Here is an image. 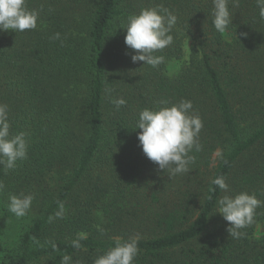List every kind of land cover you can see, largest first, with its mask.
Returning a JSON list of instances; mask_svg holds the SVG:
<instances>
[{"label":"trees","instance_id":"16d2710c","mask_svg":"<svg viewBox=\"0 0 264 264\" xmlns=\"http://www.w3.org/2000/svg\"><path fill=\"white\" fill-rule=\"evenodd\" d=\"M158 5L177 23L173 44L156 53L165 62L153 69L131 61L123 26ZM27 7L43 8L36 30L0 31V104L10 133H28L29 145L26 160L0 170V264H60L63 255L93 264L115 237L137 235L135 264H264V207L246 236L233 239L216 213L225 193L211 191L224 176L227 194L264 201V20L256 0L229 4L223 34L212 26V0H27ZM57 32L61 39H50ZM183 39L194 44L189 61L170 75ZM121 97L127 103L117 111L110 101ZM162 99L168 107L190 100L204 125L195 163L171 178L137 139L139 113ZM21 193L34 199L17 218L8 197ZM58 202L65 216L50 223ZM78 232L88 237L82 250L71 247Z\"/></svg>","mask_w":264,"mask_h":264},{"label":"clouds","instance_id":"9594fccd","mask_svg":"<svg viewBox=\"0 0 264 264\" xmlns=\"http://www.w3.org/2000/svg\"><path fill=\"white\" fill-rule=\"evenodd\" d=\"M229 4L233 7L239 6V0H212V26L218 33H225L232 24V15ZM259 8V17L264 20V0H256ZM43 8L29 10L27 0H0V31L25 32L36 30L40 12ZM177 23V16L163 5L155 8L142 9L139 14L130 15L123 29L126 30L124 43L126 47L134 52L131 55L133 63L144 62V66L153 69L158 68L165 62L163 55H156L157 52L171 46L174 37L171 34ZM247 38V33L240 34ZM50 39H61L60 33H55ZM128 54V53H126ZM117 111L126 105L124 98L112 99L110 101ZM169 101L162 99L158 101V109L145 108L138 116L136 129L141 130L137 134L139 147H141L146 158L158 166V170L167 171L169 177L187 174L190 165L195 163L196 157L191 153L201 152L202 145L199 141L200 132L203 128V121L198 114H194L193 104L190 100H181L178 104L168 107ZM8 106L0 104V170L5 174L14 170L17 161H23L28 156V133L20 132L12 135L10 133V122ZM218 149L214 156H220ZM215 161H213L214 163ZM225 193L216 200V213L224 221L228 222L226 231L233 239H241L246 236L242 231L253 224H256L257 209L264 207V201L257 199L255 194L241 192L236 195H229V185L224 176H219L211 181ZM4 189L0 183V192ZM33 194L15 195L8 197V211L17 218L27 215L32 201ZM211 199V197H209ZM65 206L58 202V211L54 216H49L51 223L55 219H63ZM97 231L103 235L105 229L97 226ZM87 233L78 232L71 240V247L75 250L84 249L82 241L87 240ZM114 247H110L104 254L96 257L93 264H135L139 255L138 247L140 237L131 236L127 240L115 237ZM53 251L58 250L56 243L49 241ZM72 257L63 255L60 264H71Z\"/></svg>","mask_w":264,"mask_h":264},{"label":"rangeland","instance_id":"374dc122","mask_svg":"<svg viewBox=\"0 0 264 264\" xmlns=\"http://www.w3.org/2000/svg\"><path fill=\"white\" fill-rule=\"evenodd\" d=\"M194 44L189 39H183L182 40V57L180 60H171L168 63V72L170 75L176 74L179 72L185 64L189 61L191 50L193 48ZM258 233H264V225H261L258 229Z\"/></svg>","mask_w":264,"mask_h":264}]
</instances>
